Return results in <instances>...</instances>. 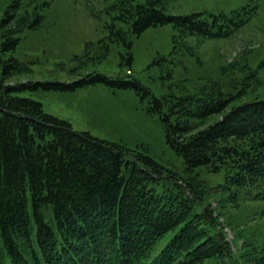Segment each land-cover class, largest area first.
I'll return each mask as SVG.
<instances>
[{
    "label": "trees",
    "instance_id": "1",
    "mask_svg": "<svg viewBox=\"0 0 264 264\" xmlns=\"http://www.w3.org/2000/svg\"><path fill=\"white\" fill-rule=\"evenodd\" d=\"M118 5L120 17L137 34L173 24L206 39L229 35V22L236 27L245 23L239 12L233 18L214 16L212 22L198 13L167 15L162 0H120ZM115 37L131 56L126 32L116 31ZM18 43L15 37L0 42V264L225 262L229 246L224 233L218 234L214 212L206 204H194L179 186L167 189L155 159L76 131L68 121L46 113L42 103L19 96L25 90L74 91L98 83L134 88L142 97L150 91L137 80L98 73L81 74L70 83L5 84L25 68L12 55ZM108 53L101 48L99 58ZM238 95L203 87L196 94L154 97L149 110L159 115L187 171L222 174V186L232 195L264 196V101L228 109ZM225 220L236 229L237 219Z\"/></svg>",
    "mask_w": 264,
    "mask_h": 264
},
{
    "label": "rangeland",
    "instance_id": "2",
    "mask_svg": "<svg viewBox=\"0 0 264 264\" xmlns=\"http://www.w3.org/2000/svg\"><path fill=\"white\" fill-rule=\"evenodd\" d=\"M119 2L0 0V42L18 38L12 55L25 67L4 83H70L88 73L139 81L150 91L145 97L134 88L113 89L101 83L74 91L25 90L19 96L42 103L46 113L68 121L76 131L155 159L162 170L158 178L167 189L179 186L194 204H206L214 212L215 227L218 234L224 233L229 252L225 262L209 260L205 264H264V196L241 191L237 199L223 188L222 174L187 171L184 159L169 143L159 115L149 110L154 97L196 94L203 87L210 92L222 89L226 95L239 94L228 109L264 101V0H162L161 8L173 16L198 13L212 22L214 16L233 18L242 13L243 25L229 22L233 28L229 35L206 39L187 35L173 24L137 34L120 17ZM140 2L146 0H135ZM119 30L126 32L131 56L125 43L116 40ZM104 47L109 53L99 58ZM222 115L209 117L202 127ZM225 217L237 219L236 229ZM169 239L160 241L158 249ZM4 264L11 263L6 260Z\"/></svg>",
    "mask_w": 264,
    "mask_h": 264
}]
</instances>
